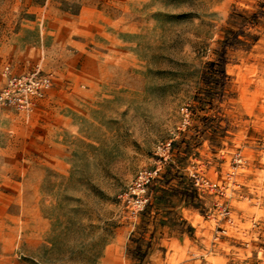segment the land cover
<instances>
[{
	"label": "rangeland",
	"instance_id": "obj_1",
	"mask_svg": "<svg viewBox=\"0 0 264 264\" xmlns=\"http://www.w3.org/2000/svg\"><path fill=\"white\" fill-rule=\"evenodd\" d=\"M8 65L0 264H264V0H0Z\"/></svg>",
	"mask_w": 264,
	"mask_h": 264
},
{
	"label": "built area",
	"instance_id": "obj_2",
	"mask_svg": "<svg viewBox=\"0 0 264 264\" xmlns=\"http://www.w3.org/2000/svg\"><path fill=\"white\" fill-rule=\"evenodd\" d=\"M6 83L0 90V103L14 107L19 110L31 111L38 98L44 97L52 85V77L39 69L18 74L11 70L10 65L5 69ZM185 119L189 118L188 108H183ZM171 141L161 142L157 146L159 157L157 166L141 169L130 187L126 196L132 206V212L136 213L147 203L145 191L148 186L157 178L161 170V163L170 157Z\"/></svg>",
	"mask_w": 264,
	"mask_h": 264
}]
</instances>
